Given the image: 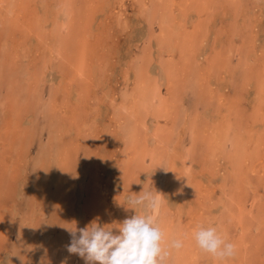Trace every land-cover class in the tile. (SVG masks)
<instances>
[{
	"label": "rangeland",
	"instance_id": "1",
	"mask_svg": "<svg viewBox=\"0 0 264 264\" xmlns=\"http://www.w3.org/2000/svg\"><path fill=\"white\" fill-rule=\"evenodd\" d=\"M75 1L81 4L83 9H88L89 0ZM11 2L13 0L0 2V14L4 15L5 20L0 22V135H5V141L0 140L5 143L0 147V161L3 157V163L0 162V224L6 221L12 223L6 224L4 234L0 231V264H86L78 254H70L67 251L66 246L71 242L70 231L75 230L79 235L80 228L95 221L99 226L113 228V232L118 233V223L134 216L136 212L140 214L139 207L136 212L135 209H130L132 205L128 202L129 198L139 194L145 188L144 185L153 187L157 183L158 174L155 178L150 176V181L144 178L146 173L155 170L154 166L150 165L147 154L149 148L145 149L147 153L140 158L138 164L126 168L130 169L129 173L122 169L125 151V140L122 137L124 129L119 124V110L117 112L116 104L121 100L124 87L132 89L135 86L133 64L144 46H151L153 58L149 64L150 76L162 78L158 58L161 47L158 45L157 34H149V23L137 12L138 9L144 8L139 1L92 0L89 3L92 12L85 14L80 8L74 18L83 21L78 17L82 14L91 24L87 32L86 51L89 53L84 51L82 60L87 69L86 76L73 75L70 69L63 67L60 60H56L53 67L45 68L42 72L37 64L43 57L44 45L48 46L53 40V21L65 19L61 0L17 1L14 16L8 13ZM206 3L209 4V9L205 10ZM162 8L169 11L170 7L163 5ZM173 10L172 17H175L176 24L186 23V29L190 32L194 29L196 20L206 21L205 31L201 32L198 39V52L201 54L199 68L195 69V64L191 63L188 69L197 73L199 79H206L212 84V93H205V89L199 86L192 90L182 87V82L185 85L190 81L186 77L185 80L188 81L184 82L180 76L182 80L179 81L177 89L183 94L186 108L190 107L188 111H196L190 101H194L197 96L195 91L200 89L201 94L208 96L205 95L206 99L201 100V113L209 109V115L200 121L209 118L210 125L215 127L220 123L218 115L229 118L232 114L245 124L244 130L239 134H246L245 130L254 129V125L248 121L257 112L255 123L259 131L263 132L264 103L260 105L262 110H258L260 107L256 98L259 80L255 73L250 74L244 59L250 58V61H256L258 66L264 63V0H189L187 4L178 2ZM42 14L48 21H38ZM208 16L211 17L207 18ZM155 24L156 31H159L158 23ZM187 30L185 31L189 33ZM196 40L194 37V42H197ZM251 44L253 46H250ZM12 52L18 61L19 70L11 67L10 72L13 73L10 77L7 69L10 68ZM170 52L165 50L160 54V59L165 61L171 57ZM177 53L176 51L174 55L177 56ZM207 59L212 62L211 66ZM184 63L185 60L182 64ZM21 66L32 73L37 70L42 72L38 75L43 81L37 83V75L28 79ZM184 70L186 71L185 68ZM62 74L71 79H63V84L60 85ZM22 80L31 83L30 89L36 92L34 96H31L29 89L23 90L21 94L15 90L17 86V90L25 87L21 83L18 84ZM162 81L165 84L161 87L167 92L166 80L160 82ZM223 82L226 83L223 85ZM58 86L59 95L55 92ZM13 92H16L17 100L14 103L21 105L22 110L18 119L12 111L15 106L10 107L9 103L11 98L9 100L8 95ZM78 92L82 95H78ZM220 92L224 95L223 100L217 99ZM233 106L240 107L241 111L236 112L234 109L233 114ZM74 116L76 123L73 126L92 136L94 144L92 149V146L87 149L80 148L74 158L65 162L64 168L68 176L61 184L54 178V170L61 171L60 160L63 159L54 160V163H57L55 166L50 160L59 156L57 152L60 149L53 140L56 150H50L48 145H51L52 139L49 138V131L58 122H65L66 126L71 125L65 118ZM172 117L170 116L171 120L168 121L161 119L160 123L169 126L167 137L170 141L166 144L172 146L171 157L177 149L187 155L188 148L195 144L187 156L194 169L183 178L185 184L183 186L182 183L181 189L170 186L168 171L158 179V182L166 183L165 203L173 222H179L181 228L216 227L218 233L227 238V242L236 246L234 257L226 259L228 264H264V171L251 172L249 163H244L243 171L246 175L240 174L232 183L227 182L223 176L229 173L232 167L230 158L237 156L236 147L228 142L227 148L215 155L214 161L213 143L210 141L214 127L209 129L210 133L205 137L210 138V142L205 139L194 141L189 134V123L180 124L175 120V116ZM34 118L37 128H45L43 133L42 130L32 128V122L36 125ZM85 118L87 122L82 124ZM147 122L148 125H156L151 115ZM166 122L168 123L165 124ZM87 123H90L89 126ZM173 128L176 131L170 135ZM74 135L78 138L76 130ZM65 141L67 144V140ZM75 141L74 144L78 142ZM44 142H47L46 149L52 154L49 159L45 157L44 161L40 160L36 164L37 154L41 148L44 149ZM261 143L263 146L260 150L256 145L248 144V149H245L248 152L246 151L244 156L251 151L257 152L261 157L256 158L255 155L252 158L260 162L264 169V138ZM76 145L80 146V143ZM249 158L250 155L244 157L243 161ZM131 171L139 174L132 175ZM17 244L20 247L17 249L20 256L12 258L11 249ZM194 248V253L199 257L198 264H217L210 254L203 252L197 245ZM179 262L187 264L188 260L181 259Z\"/></svg>",
	"mask_w": 264,
	"mask_h": 264
},
{
	"label": "bare ground",
	"instance_id": "2",
	"mask_svg": "<svg viewBox=\"0 0 264 264\" xmlns=\"http://www.w3.org/2000/svg\"><path fill=\"white\" fill-rule=\"evenodd\" d=\"M3 1H0V2H3ZM17 1L18 3L20 2V0H13V2L9 4L10 9L8 13L9 12L11 13L9 15H12V16L15 15L14 6L17 3ZM90 1L92 0H89L87 2L88 9H83L84 7L81 4L76 3L75 0H61L60 2L62 6L61 10L65 14V19L61 21L60 19H57V20L55 19L54 21L52 20L54 22V26L52 27L53 34L51 36L53 40L49 42L48 46L44 45V48L42 51L44 52L43 57H41V62L37 64V67L41 68L42 72L45 71V68L47 69L51 66L53 67L56 64V60L58 61L60 60L62 61L61 63L63 67L64 66L68 67V68L66 67L64 68L66 70L70 69V72L73 75L78 74L79 77L86 76L87 69L84 63L82 62V60L84 59V56H85L84 51L87 52L86 51L87 50V39H88L87 32L89 31V27L91 26V24H90V20L88 19L85 20L82 14L81 15L79 14L78 17L81 18L83 21L79 19L75 20L74 18L75 16H77L76 13L80 8H81L80 10L84 12L85 14L92 12V9H91L92 6L89 5ZM136 1H139V3L142 4L144 7V8H141V10L138 9L137 12L140 16H143L146 19V21L149 23V34L151 35H154V33L157 34L158 45L161 47V52L159 50L158 58H159V64L161 68L160 70L162 72L161 73L162 78L156 79L150 76L149 74L150 65L149 64H150L151 58H153L151 57V52H150L151 46L150 47L144 46L143 51L141 52V54L136 56L134 60V64H133L134 76L136 78L135 86L132 89H130V87H127V86L124 87L122 91L121 100H119L118 101L119 103L116 104L117 112L119 110V112L117 113L119 116L118 117L119 124L124 129V134L122 137L125 140L124 141L125 151L123 152L124 153V161H123L124 167H122V169L127 170V173H129L130 169H126V168H132L131 165L135 166L136 164H138L140 158L144 157L145 154L147 153L145 149L147 150L148 148L150 149L147 154L150 158V165L154 166L155 170L154 172L150 171L149 174L146 173V177L144 178H147V181H150L151 180L150 176H154L155 178L156 174H158L157 175L158 178H156L157 183H155L153 187H149V184L144 185V187H145V191H151L153 194H158L157 192L161 193L160 198H161L162 203L158 210L157 216H158L160 226L165 232L164 245L167 246L173 239H181L183 241V247L181 249L171 250V255L168 258L167 264H171V263L180 264L179 260L181 259L188 260L187 264H198L197 263L199 261L198 254L194 253L196 250V248H194L196 246V242L192 235L194 230H196L197 228H194V227L191 228V226L181 228V226L178 225L179 222H173L171 215L168 213L167 204L165 203V199L167 198V196L165 197L164 195L166 183L164 182L161 183L162 181L158 182V179L160 176H162L164 173L168 171L167 177H168L170 186L173 188L175 187L174 189H177L179 187H180L179 189H181V187H183L185 184V181H182L183 178L185 177V175L191 173L194 169L193 164L190 162V160H188L187 156H189L191 148H193L195 144H193L192 147L188 148L187 155L182 154L178 149L176 151V147H175L174 148L176 151L174 153L175 155L171 157L170 148L172 149V146L170 144H166L167 141H170L167 137L169 135L168 133L169 126L161 125L160 124L161 119H166L168 121V120H171L170 116L171 117L175 116V120L178 123L183 124V125L189 123L188 124V126L190 127V128L188 127L190 129L189 134L191 136V139L194 141H197L198 139L202 141L203 139H205L208 142L210 138H205V137L208 136V134L210 133L209 129L214 127L210 125L209 118H205L206 121L204 120L200 121L202 118L204 119V117L209 115V109L201 113L202 112L201 100L206 99L204 96L205 95L207 96V94L205 93H208V92L212 93V90H211L212 88H210L212 87V84L210 85L206 79L205 80L199 79L200 76L197 73H194V71L188 69L191 63L195 64V69L199 68L198 62L200 60L199 56H201V54L198 52L199 51L198 39H200L199 36L201 35V32L205 31L204 26H206L205 25L206 21L196 20L194 24V29L192 30V32L186 29V23L183 25H181L182 22H179V24H176L175 17H172L174 14L173 9L176 7L178 2H181V4H184V3L187 4V1L189 0H160L161 1L160 3H159V0L158 1L156 0H136ZM162 4L167 5V8L170 7L169 11L168 9L167 11H165L166 9L162 8L163 7ZM4 7H6V5H4ZM204 8L205 10L209 9V4L208 3L204 4ZM159 11L160 12L164 11V12L160 13ZM3 17L4 15L0 14V22L5 21ZM210 17L211 16H208L207 18H210ZM38 21L40 23L42 22L44 23L48 20L42 14ZM126 21L127 20H125V22ZM155 22L158 23L159 31H156L157 28H156ZM183 27L189 33H187L183 29ZM194 37H196L197 42H194ZM250 46H253V44H251ZM165 50L171 51L170 52L171 57H168L165 61H162L160 59V54H163ZM176 51L178 52L177 56L174 55ZM11 57L12 59L9 63L10 68L7 69L8 71L7 73H9L10 77H12L11 73H13V72H10L12 71L11 67L14 68V70H17V71L19 70V66H17L18 61L16 59V56L13 54V52L11 54ZM184 60L186 61V63L182 64ZM244 60H246L244 61V63L248 67L250 74L254 75L255 73V75L258 77L259 81H258V85H257L258 87H257V92H256L258 93V96L256 98H257V102H259L258 107H260L258 110H262L261 108L263 107H261L260 105H263L264 103V63L258 66L256 64V61L252 62L250 61V58L248 59L246 58ZM4 61L6 62L7 60L5 59ZM180 61H183V62L181 63ZM34 63L35 62H32V64ZM207 63L210 65L212 62H210V60L207 59ZM200 64H202V62H200ZM184 68L190 74H188L184 70ZM22 69L25 70V72L27 73L28 79L30 77L32 78L37 75L39 76V78H37V83L43 81V79L40 78V75H38V74H41L42 72H39L37 70L36 73H32V71L28 70L27 68L24 69L22 67ZM194 74L196 75L193 76ZM180 76L183 77V80H182V77ZM61 77H62V81L60 80V85L63 84V79L64 81H66L67 79L68 80L71 79V77L65 74H62ZM186 77L188 78L190 83L188 84L185 83L184 85V83L182 82L183 86L182 84L180 86L184 88H189L191 90L192 88L195 89L197 86L205 89L204 94L200 93V89L198 91H195L197 96L196 98H194V101L193 100L190 101V103L194 105V109L196 111H188L190 107L186 108V103H185L183 94L179 92L180 89H177L178 83L180 80L184 82L188 81V80H185ZM161 80H166L165 82L168 85L167 92L163 91L161 86L164 83V81H162L161 83L160 82ZM20 83L25 86L23 89H18V90L17 88H19V86L16 87L15 90L17 92L19 91L20 94L23 90L24 91H28V89L31 90L30 88H32V86L28 80L19 81L18 84ZM225 83L226 82H223V85ZM57 88L58 89L55 88L56 89L55 92L57 95H59L60 87L58 86ZM29 93L31 94V96H34L36 94L35 90H31L29 91ZM15 94L16 92L15 93L13 92L12 94L8 95L9 100L10 98L12 100V101L11 100L9 101V103L11 104L9 105L10 107L15 106L13 107L14 110L12 111L14 114H16V119H18V117H20V115L22 114L21 113L22 110H21V105L14 103L17 101L15 100ZM78 95L81 96L82 93L78 92ZM223 96L224 95L220 92L219 97L217 99L221 98V100H223L224 99ZM115 100L117 101V98H115ZM234 109L236 110V112L241 111L240 107L233 106L231 107L233 114L235 112ZM216 110L219 111V109H216ZM221 111L223 113V110ZM49 113L53 114L52 111H49ZM257 114H258L257 112L254 113L253 118H251L248 121L254 125V129L245 130L247 132L246 134H243V133L239 134L241 131L244 130L245 124H243V122L241 123L237 118L232 116V114H230L229 118H226L225 116H222L221 114L218 115V120L220 123H218L219 125L216 124V126L214 127V130H212L213 136L210 139V141H212L213 143L212 159L215 161V155L217 156V154L221 150H225L227 148L228 142H231L232 145L236 147V149L238 150L237 156H233L229 160V162L232 165L229 173L223 176L224 180H226L229 183L230 182L232 183L233 181H235L236 179L234 178H237L240 174L246 175V173H244L243 171V168L245 167L244 163L246 164L249 163V166H250L249 168L251 172L253 171V172L261 173L262 170L264 171V169L261 167V163L257 162L256 160H253L252 158L255 155H256L255 156L256 158L261 157L260 154L258 155L257 152L251 151L250 153H248L250 155V158L246 159L247 162L245 160L243 161L244 157L249 156L248 154L244 156V153L247 151L245 149H248V144L252 143L256 145V147H258V150H260L263 146V143L261 142H262V139L264 138L263 137L264 131L261 132V130L259 131V129L257 128L258 125L257 123H255L257 121L256 120ZM150 115L153 116V120L155 121L156 125L155 124L152 126L148 125L149 123L147 122V118ZM75 117L76 116L65 118V120L69 122L71 125L66 126L65 122L64 123L58 122L55 124L56 126L54 125L53 128L50 129L49 131L50 133L49 138L52 139V141L50 142L52 145V148L50 144L48 145L50 150L51 149L56 150V148L53 147V143H52L53 140L57 142V146L59 147L58 149H60V151L57 152L59 156L57 158L54 157L50 160L53 161V164L55 166L57 163L55 164L54 162L59 161L60 159H63V160H60V162L63 164V165L61 164L60 166L61 171L54 170V178L57 181H59L61 184L66 181V178L68 176L64 168L65 162H67L69 158L70 160L71 158H74L75 153L80 152V148L87 149L89 146H92L94 144V139L92 138V136L90 137L87 134V132H83L82 131L83 129H81V132H80L76 126H73L76 123V121L74 120L76 119ZM172 119L174 120L173 117ZM34 120L36 122V118H34ZM199 121H200V124H199ZM86 122L87 121L85 118L82 124H86ZM92 123L93 122H91V124ZM167 123L168 122H166L165 124ZM89 124L90 123H87L88 126ZM5 126H7V123L5 124ZM37 126H38L37 122H36V125L34 124V122H32L33 129H36ZM205 127L206 129H204ZM255 128H257V131L255 130ZM44 129L42 130V127L37 128L38 131L42 130L41 133L44 132ZM9 130L13 131L11 130V128H9ZM75 130L78 133L79 139L76 138L74 135ZM175 131L176 129L173 128L172 131L170 132V135L173 134ZM4 137H5L4 133L0 135V140H3V142L5 141ZM72 139L73 141L74 140L78 141L77 143H80V146L76 145L77 143L74 144ZM65 140H67V144H65L66 142ZM46 143L47 142H44V145H42L44 149L41 148L39 151V154H37L38 157L36 160V164H38L40 160L44 161L45 157H48L49 159L50 155L52 154L50 151H47ZM3 144L5 143H2L1 141L0 147ZM242 147H244V149ZM92 148L93 146L90 149ZM92 152L96 154L95 151H92ZM46 155H49V156H46ZM2 159L3 157L1 158L0 162H2ZM6 164L8 165L9 162L6 161ZM104 171H106V169ZM134 173L139 174L136 171H133V172L131 171L132 175H134ZM124 175H125V172H124ZM205 180H207V178ZM245 182H248V181H245ZM182 183H183V186H181ZM186 206H187V203H186ZM139 212L140 214H143V210L141 208ZM6 224L11 225L12 223H10L9 221H6L5 223L0 224V231H2L3 234L5 233V231L3 230L6 229ZM225 239L227 241V238ZM1 241H3V239H1ZM18 247L19 246L17 244L16 247L11 249L12 258L20 256V251L17 250ZM246 248L248 247L246 246ZM247 252H248V249H247ZM237 253L239 254V251H237ZM211 258L213 257L211 256ZM214 260L215 262H217V264H228L227 260H224V261H219L216 259ZM247 264H254V262L252 263L248 262Z\"/></svg>",
	"mask_w": 264,
	"mask_h": 264
},
{
	"label": "clouds",
	"instance_id": "3",
	"mask_svg": "<svg viewBox=\"0 0 264 264\" xmlns=\"http://www.w3.org/2000/svg\"><path fill=\"white\" fill-rule=\"evenodd\" d=\"M145 191L129 198L130 209L139 207L136 214L118 223V233L113 228L99 226L93 221L89 226L70 231L71 242L66 246L70 254H78L86 264H167L171 250L183 247L181 239H173L165 246V232L158 220L161 206L159 192ZM196 245L214 259L224 261L234 257L236 246L227 242L216 227H198L192 233Z\"/></svg>",
	"mask_w": 264,
	"mask_h": 264
}]
</instances>
